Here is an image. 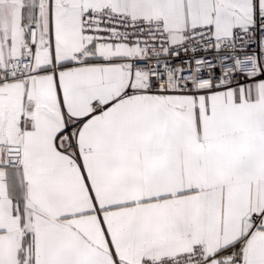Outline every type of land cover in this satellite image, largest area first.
Here are the masks:
<instances>
[{"label":"snow or ice","instance_id":"obj_1","mask_svg":"<svg viewBox=\"0 0 264 264\" xmlns=\"http://www.w3.org/2000/svg\"><path fill=\"white\" fill-rule=\"evenodd\" d=\"M0 264H264V0H0Z\"/></svg>","mask_w":264,"mask_h":264}]
</instances>
